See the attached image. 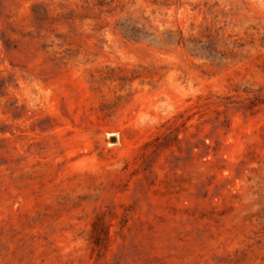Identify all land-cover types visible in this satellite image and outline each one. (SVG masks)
I'll list each match as a JSON object with an SVG mask.
<instances>
[{"label": "rangeland", "instance_id": "rangeland-1", "mask_svg": "<svg viewBox=\"0 0 264 264\" xmlns=\"http://www.w3.org/2000/svg\"><path fill=\"white\" fill-rule=\"evenodd\" d=\"M0 264H264V0H0Z\"/></svg>", "mask_w": 264, "mask_h": 264}]
</instances>
